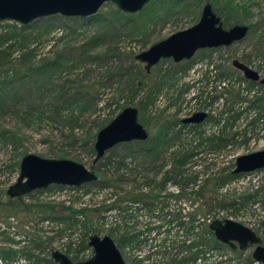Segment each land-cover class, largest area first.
Instances as JSON below:
<instances>
[{"label": "rangeland", "instance_id": "374dc122", "mask_svg": "<svg viewBox=\"0 0 264 264\" xmlns=\"http://www.w3.org/2000/svg\"><path fill=\"white\" fill-rule=\"evenodd\" d=\"M199 2L202 3L194 5L187 12L169 17L146 18L143 21L108 1L98 9L105 24L94 25L76 17H65L69 21L67 25L64 22L41 36L31 33L26 45L15 49L23 53L33 49V64L53 59L57 52L62 54L63 68L46 79L32 72L23 75L28 64L20 60L17 53L0 61V74L5 70L17 71L21 77L16 82L19 86L17 95L6 101L0 109V132H5L7 136L0 138V226H9L16 239H21L22 235L25 237L21 243L14 242L17 244L14 247H25L35 255L45 257L56 249L74 262L85 260L80 252L85 249L83 245L88 243L87 236L96 233L100 236L108 235L114 240L119 235L106 230L100 222V216L110 210L108 207L135 205L134 199L151 202L170 194L161 193L163 188L157 189V186L161 187L159 184L171 177L170 170L176 165L171 156L181 152L189 155L181 166L185 170L182 176L185 180H180L178 184L185 189L179 197L190 207L195 205L189 212L200 216L214 213L217 218H231L259 233L253 223L254 219L262 216L264 219L261 202H248L246 207L237 211L224 206L242 197H245L246 202L248 194L256 190L252 191L248 186L238 190L235 184L221 189L224 185L218 187L215 180L225 173L224 167L226 171L230 169L238 155L264 149V110L257 107L259 104L264 108V86L259 82L242 79V73L232 65L233 60H240L264 75V0H220V3L214 4L217 8L227 5L233 7L235 18L232 21L239 20L240 24L248 25V33L230 46L211 51L205 49L204 64L198 62V67L190 73L180 70L184 60L175 63L171 58L161 59L147 72L144 63L135 58L152 44L194 25L199 20L204 3L210 1ZM116 10L127 15V23L118 22L121 18ZM11 23L23 25L15 21H0V32L9 29L6 24ZM39 26L27 27L32 30ZM98 33H103V38L96 44L91 43L90 40ZM210 64H217V87L214 74L206 70ZM223 80L225 85H219ZM241 88L248 92H241ZM149 94L153 103L141 111L140 101ZM91 95L96 96L97 104L81 109L79 103ZM210 95L219 97L217 101L211 100L208 103ZM126 106L138 109V116L143 118L141 124L150 136L156 135L159 129L168 125L169 135L173 137L174 121L182 120L197 111L207 112L208 116L197 128L186 124L188 126L181 130L179 137H175L177 139L168 148L170 155L162 156L155 162L137 156L129 159L133 164L130 167L136 168L134 171L123 169L113 175L105 171L104 166L97 164L100 160L106 161L109 157L123 154L128 151L127 146L122 143L115 145L94 163V143L98 131ZM236 112H240V115L233 120L230 116ZM256 116H259L258 120L250 126V121ZM217 119L221 122L217 123ZM222 131L225 137L239 131L243 137H250L244 143L224 149L210 146L206 139ZM252 141L255 143L251 144ZM29 153L45 158L73 160L89 170L95 165L94 173L102 181V186L108 187L103 191V198L95 192H91L90 197L76 193L79 191L85 194L84 188L57 191L42 188L43 192H37L36 189L20 200H10L6 190L17 180L20 161ZM198 175H204V179L197 184ZM120 176L123 177L121 180ZM187 178L190 180L187 181ZM169 179L167 181L173 183L172 178ZM145 180L150 187L144 192L140 190V184ZM107 192H112L113 198H105ZM213 203L215 206L210 209ZM256 203L258 205L255 207ZM75 210H82V224L77 227L60 232L58 229L61 226L56 229L54 222L49 220L51 216H60L62 219ZM116 210L112 213L124 221L125 217L120 216L124 213L123 209L118 207ZM259 236L264 245V232L259 233ZM2 241L0 239V247ZM40 243L45 244L42 250ZM76 246L80 248L78 255L73 253ZM251 251L252 247L247 248L243 256L251 254ZM120 252L126 264H140L124 250ZM23 254H19L18 259L12 263L1 261L0 264H31Z\"/></svg>", "mask_w": 264, "mask_h": 264}, {"label": "water", "instance_id": "95a60500", "mask_svg": "<svg viewBox=\"0 0 264 264\" xmlns=\"http://www.w3.org/2000/svg\"><path fill=\"white\" fill-rule=\"evenodd\" d=\"M113 2L121 11L135 14L150 0H0V21H15L26 25L39 18L52 15L65 17H90L98 12L105 2ZM248 25L233 24L223 27L222 18L215 12L210 2L204 3L199 20L192 26L176 31L166 38L152 44L138 53L135 58L144 63V69L150 68L161 59L171 58L178 63L189 60L195 52L206 48L230 46L242 40L248 33ZM232 65L245 79L259 82L264 86V76L240 60H233ZM207 113L198 111L183 118L182 123H201ZM149 136L147 129L138 120V109L126 106L107 125L101 128L94 143L93 162L102 158L107 150L119 143L133 140L143 141ZM264 167V149L238 155L234 160L232 172L249 173ZM97 180L94 172L81 163L69 159L45 158L36 154H26L19 164L17 180L11 184L6 194L11 197L23 196L36 189L49 185L78 187ZM214 237L231 249L246 250L252 247L251 257L264 264V245L261 237L254 230L231 218L214 219L209 224ZM88 245L93 255L83 261H72L59 250H52L51 257L58 264H126L114 240L96 233L88 237Z\"/></svg>", "mask_w": 264, "mask_h": 264}, {"label": "trees", "instance_id": "16d2710c", "mask_svg": "<svg viewBox=\"0 0 264 264\" xmlns=\"http://www.w3.org/2000/svg\"><path fill=\"white\" fill-rule=\"evenodd\" d=\"M198 1L199 0H195V2H193V1L187 2L184 0H150L142 8V10L140 12H138L137 14H132L131 16L139 17L143 21H144V19L146 20V18L152 19V18H162L163 16L169 17V16L174 15V14H180V13L187 12L194 5H198V4L202 3V2L198 3ZM206 1H210L213 4V9L222 18L223 27L228 28L231 25H233V22H234V24H240L241 21H239V20L232 21L235 18L233 7L229 8L227 5L226 7L217 8V7H215L214 4L220 3V0H206ZM116 11L120 14V18H121L118 22H120L122 24L127 23L126 22V20L128 18L127 15L121 13L119 10H116ZM75 19H80L84 23L90 22L91 24H94V25L105 24L103 21V18H101V14L98 12L96 14L90 16V17H86V18L76 17ZM64 22L67 25L69 21L67 18H65V16L56 14V15L48 16L45 19L35 20L31 25L40 24L41 26H39L38 28H33L32 30H29V27H27V26H31L30 24L27 26L26 25H18L16 23L6 24V27H9V29H6L3 32H0V61L2 59L11 58L14 54L17 53V55L20 56V58H21L20 60H25L28 64L27 67L23 70V72H24L23 75H26L28 72H32V74H34L36 76H44L45 79L49 78L53 72L63 68V66H62L63 59H62L61 52H57L53 59H45L42 62H40L39 64H33V61H32L33 52H34L33 49H28L25 53H23L19 49L16 50L15 48L18 46L19 47L25 46L27 39L31 33H36V35L41 36L44 33H49L50 31L60 27V25H63ZM106 24L108 25V22ZM18 27H20V29ZM103 35H104L103 33H98V35L93 36V38L90 40V42L96 44L101 38H103ZM213 49L214 48L206 49V50L211 51ZM204 55H206L205 49L198 51L191 59L184 60L183 63H181V66H180L181 69L180 70H184L183 72L186 73L195 63L200 61L202 59V57L204 58ZM7 71L8 70H5V72H2L0 74L1 75L0 76V109L2 107H4V105L6 104V101L10 100L13 96L17 95V90H18L19 86L16 82L18 79H21V77L19 76V74H20L19 72H17V71L16 72L15 71L14 72L13 71L7 72ZM8 74H12V75L9 76ZM241 78L244 79V77H242V76H241ZM248 83L253 84L254 82L248 81ZM188 87H190V85H188ZM130 89H132V87H130ZM217 97H219V96H217V95L208 96V99H209L208 103H211V100L213 102L217 101ZM204 99H206V98H204ZM152 103H153V99L151 97V94L146 95L145 99L140 101V110L147 108L148 105H150ZM79 104H80L81 109H88L89 107H91L90 105H96L97 104L96 96H94V95L88 96L85 100H83ZM257 107L260 108L261 110H264V108H262L261 105H259V104L257 105ZM237 115H240V112H236L235 114H232L230 117L234 120L237 117ZM258 118H259V116H256L255 118H253L250 121L249 125L250 126L255 125V122L258 120ZM71 119H73V118H71ZM138 120L140 123L143 122V118H141L139 116H138ZM220 122H221V120L217 119V123H220ZM173 123H176L175 128L172 127V131H174L173 137H170L169 132H168L169 131L168 125H165L164 128L159 129V131L157 132L156 135H154V136L149 135L146 140H143V141L133 140L130 142L122 143V145L127 146L128 151H125L121 155H116L115 158H114V156L109 157L106 159V161L100 160L99 164H97V165L98 166H104L105 171H110L114 175L118 171L123 170V169L134 171L136 168L130 167L133 164H132V161L129 159L136 158L137 156H141V157H144L146 159H149L150 162H155V161L159 160L162 156L170 155V154H168L169 153L168 148L171 147L173 142L177 139L175 137H179V133L181 132V130L188 126V125H186V123H182L181 120H176ZM199 125L200 124H192V127L197 128ZM6 137L7 136H6L5 132H0V138H6ZM249 137H250V135L248 137L247 136L243 137L241 131L235 132L230 137H225L223 135V131H222L221 133H219L217 135L209 136L206 139V141L209 143L210 146H215L218 149H224V148L229 147L233 144L244 143L249 139ZM119 144H121V143H119ZM188 155H189V153H182L181 152V153H173L171 156L173 159V162L176 165H175L174 169L171 168L170 171L172 172V174H171V177H169V178H172L174 184L180 186V189L182 190V192L185 188H183V186L178 184V182L182 179L185 180V178L182 177L183 174L185 173V170L183 168H181V166L185 163ZM233 167H234V163H232V166L230 167V169L228 171H226V168L224 167L223 170L225 171V173L218 176L217 179L215 180V184L218 185V187L226 185L227 183H230V182H232V181H234V180H236V179H238L244 175V173L234 174L232 172ZM94 168H95V165H92V169H91L92 172H94ZM122 176L119 177V180H121L123 178ZM169 178L168 177L165 178L164 181H167V179H169ZM169 180H171V179H169ZM189 180L190 179L187 178V181H189ZM145 181H147V180H145ZM185 184H187V182H185ZM102 185H103L102 181L97 178V180L84 183L81 186H79L78 188L52 184V185H49L47 188H44V189L50 190V191H57V190H63L66 188H70V189H75V188L76 189H82V188H84L85 194H86V193H90L92 191L95 192L98 190L108 188V187H104ZM44 189H37L36 191L37 192H43ZM259 191H264V184L258 190H256L254 193L248 194L246 202L244 200L245 197H242L241 200H231V201L225 203L224 206L226 208H230V209L237 211L243 207H246L248 202L254 201V202H261L262 206L264 208V192L259 193ZM21 198H23V196L14 197L12 199L16 201V200H20ZM9 199L11 200L10 197H9ZM133 201L138 202L141 200L140 199H136V200L134 199ZM214 206H215L214 203L211 204L210 209L213 208ZM118 207L123 209V211H125V209L127 208V207L117 206V208ZM113 208H116V207L115 206L108 207V209H113ZM81 211L82 210L72 211L70 213V215L62 217V219L60 218V216H51V217H49V220H51L52 222H55V223L57 222L58 225L61 226L58 230L60 232H62V231L64 232L66 229H68L70 227H77V226L82 224V219H81L82 217L80 216ZM122 216L124 217L125 215H122ZM99 219L105 220L106 217L101 215ZM59 220H65V221L68 220V221L64 222V221H59ZM262 225L264 226V222H262ZM206 230L212 236L210 239V243L212 244L213 247H215L218 251H222V252H225V250H230L234 255L238 256L235 258L232 257V258L226 259V261L229 262L227 264H233L231 261L234 259H237V258L238 259L242 258L240 262L244 261L245 264H253L254 260L252 259L251 254H249L247 256L246 255L243 256V254H244L243 250L231 249L228 245H225V244L219 242L214 237L212 231L208 229V227ZM110 232L113 233L112 230H110ZM11 233H13V232L11 231L9 226H7V227L0 226V239L3 240L1 242V247H0V262L1 261H10L12 263L16 259H18L19 254L24 253L23 255L27 257V259L29 260V262L31 264H58V263L54 262L52 260V258H50V257L47 258L44 256L35 255L31 250H27L25 247H23L21 249L14 247V245H17V244H13L14 242L15 243H17V242L21 243V242H23L25 237L22 235L21 239H19V238L16 239L14 237V235ZM136 241H137L136 235H134V234L133 235L120 234L116 239H114V242H115V244L119 250L125 248L127 245L134 244ZM6 244H8V246H6ZM80 246H82V245H80ZM87 246H88V243L83 245L84 248ZM39 247L42 250L43 248H45V244L40 243ZM78 250H80V248ZM236 253H238V254H236ZM194 255L195 254L188 257V260L194 258ZM70 259L73 260L72 258H70ZM236 264H239V263H236Z\"/></svg>", "mask_w": 264, "mask_h": 264}, {"label": "built area", "instance_id": "2783aa9c", "mask_svg": "<svg viewBox=\"0 0 264 264\" xmlns=\"http://www.w3.org/2000/svg\"><path fill=\"white\" fill-rule=\"evenodd\" d=\"M214 55L217 56L216 52ZM198 62L203 63V57ZM197 63L187 72L190 73V71H194L195 68L198 67ZM206 70L214 74L216 78L215 87H217V64H210ZM220 84L225 85V80L219 82V85ZM243 91L248 92L247 89L241 88V92ZM254 143V141L251 142V144ZM158 178H160V175ZM203 179L204 175H198L196 183L202 182ZM146 183L148 182L145 181L140 184L141 191L145 192L149 189L150 185ZM233 184L237 186L238 190L246 186L250 187L252 191L259 189L264 184V168L245 173L242 177L227 183L221 189H226V187ZM159 185H161V187L157 186V189L163 188L161 193L169 192L170 194L151 202L138 201L134 202L135 205H127L126 211L120 215H125L124 221L121 218H117L115 214L112 213V211H117V207L108 210L105 212V215H102L106 217V219L100 220V222L106 230H112L115 234L119 235H136L137 241L134 244L127 245L122 251L124 250L127 254L132 255L140 264L229 263L226 259L234 257V254L230 250L222 252L213 247L210 243L211 235L206 230V226L214 218H217V214L207 213V215L204 216L191 214L189 210H193L195 205L190 207L185 200L179 197L182 190L178 185L171 181H165ZM75 190L77 189L75 188ZM103 191L104 189L95 191V193L96 195H100V198H103ZM76 193L85 197H90L92 194L91 192L86 194L83 192L79 193V191ZM112 195V192H107L104 197L111 199L113 198ZM256 205L258 204H254L255 207ZM109 213L112 214L110 215ZM262 222H264L263 216L254 219L253 223V226L260 234L264 232ZM54 224L57 229L59 227L58 223L54 222ZM50 253L51 251L46 256L47 258H51ZM73 253L78 255L79 250L77 246L76 250L73 248ZM80 254L84 259L89 258L92 255L91 247H85V249L81 250ZM193 254H195L194 258L188 260V257ZM237 259L231 262L233 264H245L244 261L240 262L242 258ZM253 264L259 263L254 261Z\"/></svg>", "mask_w": 264, "mask_h": 264}, {"label": "bare ground", "instance_id": "6f19581e", "mask_svg": "<svg viewBox=\"0 0 264 264\" xmlns=\"http://www.w3.org/2000/svg\"><path fill=\"white\" fill-rule=\"evenodd\" d=\"M234 168V167H233Z\"/></svg>", "mask_w": 264, "mask_h": 264}]
</instances>
